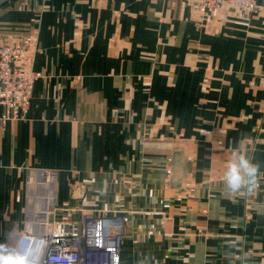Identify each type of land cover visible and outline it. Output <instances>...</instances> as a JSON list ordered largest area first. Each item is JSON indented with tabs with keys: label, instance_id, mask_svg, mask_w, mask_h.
<instances>
[{
	"label": "crops",
	"instance_id": "1",
	"mask_svg": "<svg viewBox=\"0 0 264 264\" xmlns=\"http://www.w3.org/2000/svg\"><path fill=\"white\" fill-rule=\"evenodd\" d=\"M7 1V0H6ZM8 0L0 45L40 75L2 122L0 243L31 213L99 208L124 221L122 264H264V0ZM259 166L239 192L230 160Z\"/></svg>",
	"mask_w": 264,
	"mask_h": 264
},
{
	"label": "built area",
	"instance_id": "2",
	"mask_svg": "<svg viewBox=\"0 0 264 264\" xmlns=\"http://www.w3.org/2000/svg\"><path fill=\"white\" fill-rule=\"evenodd\" d=\"M193 1L199 24L213 10L258 12L257 0ZM6 0H0V6ZM28 50L23 45H0V108L2 122L17 121L28 111L35 82L40 75L20 64ZM35 212L12 249L30 256L31 264H122L124 221L99 208L77 209L71 205ZM38 218V217H37Z\"/></svg>",
	"mask_w": 264,
	"mask_h": 264
},
{
	"label": "clouds",
	"instance_id": "3",
	"mask_svg": "<svg viewBox=\"0 0 264 264\" xmlns=\"http://www.w3.org/2000/svg\"><path fill=\"white\" fill-rule=\"evenodd\" d=\"M258 171V165L240 155L227 163L223 181L229 191L239 192L255 185ZM0 264H31V259L29 254L12 250L6 243H0Z\"/></svg>",
	"mask_w": 264,
	"mask_h": 264
},
{
	"label": "rangeland",
	"instance_id": "4",
	"mask_svg": "<svg viewBox=\"0 0 264 264\" xmlns=\"http://www.w3.org/2000/svg\"><path fill=\"white\" fill-rule=\"evenodd\" d=\"M12 1V0H11ZM8 2V0L5 2V3H7ZM66 207V206H65Z\"/></svg>",
	"mask_w": 264,
	"mask_h": 264
}]
</instances>
